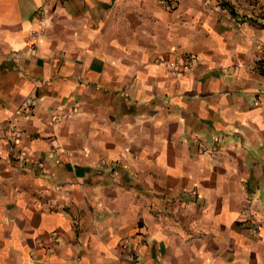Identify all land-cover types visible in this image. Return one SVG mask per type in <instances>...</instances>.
<instances>
[{
    "label": "crops",
    "instance_id": "obj_1",
    "mask_svg": "<svg viewBox=\"0 0 264 264\" xmlns=\"http://www.w3.org/2000/svg\"><path fill=\"white\" fill-rule=\"evenodd\" d=\"M172 1L0 0V264H264V0Z\"/></svg>",
    "mask_w": 264,
    "mask_h": 264
},
{
    "label": "built area",
    "instance_id": "obj_2",
    "mask_svg": "<svg viewBox=\"0 0 264 264\" xmlns=\"http://www.w3.org/2000/svg\"><path fill=\"white\" fill-rule=\"evenodd\" d=\"M163 3L167 6V7H174L173 1L172 0H163ZM37 14L39 15V19L42 20V16H41V11L37 10ZM173 63V62H171ZM181 66H183V68L187 67L190 63V57L188 55L183 56L182 61L178 62ZM172 68H173V64H171ZM182 68V69H183ZM29 102H31V100L29 99Z\"/></svg>",
    "mask_w": 264,
    "mask_h": 264
}]
</instances>
